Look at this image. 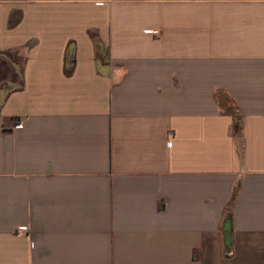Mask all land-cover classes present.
<instances>
[{"label":"crops","instance_id":"crops-1","mask_svg":"<svg viewBox=\"0 0 264 264\" xmlns=\"http://www.w3.org/2000/svg\"><path fill=\"white\" fill-rule=\"evenodd\" d=\"M9 54L0 264H264V0H0Z\"/></svg>","mask_w":264,"mask_h":264},{"label":"rangeland","instance_id":"rangeland-1","mask_svg":"<svg viewBox=\"0 0 264 264\" xmlns=\"http://www.w3.org/2000/svg\"><path fill=\"white\" fill-rule=\"evenodd\" d=\"M12 63L15 66L12 68H15V69H11ZM18 65H19V62L15 60V57L13 54L7 55V57L4 59V62H0V83L6 80H11V79L14 81H18L17 79Z\"/></svg>","mask_w":264,"mask_h":264},{"label":"trees","instance_id":"trees-1","mask_svg":"<svg viewBox=\"0 0 264 264\" xmlns=\"http://www.w3.org/2000/svg\"><path fill=\"white\" fill-rule=\"evenodd\" d=\"M1 56V55H0Z\"/></svg>","mask_w":264,"mask_h":264}]
</instances>
